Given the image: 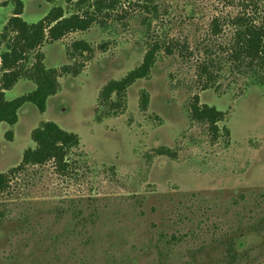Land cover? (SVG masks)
Segmentation results:
<instances>
[{
    "label": "rangeland",
    "instance_id": "1",
    "mask_svg": "<svg viewBox=\"0 0 264 264\" xmlns=\"http://www.w3.org/2000/svg\"><path fill=\"white\" fill-rule=\"evenodd\" d=\"M21 2L28 24L55 7L72 13L63 0ZM153 2L159 14L152 30L165 43L173 41L175 51L161 52L149 78L127 90L126 111L117 117L97 123L94 110L102 86L142 61V20L148 15L140 4L127 7L126 27L125 20L109 31L93 25L40 49L45 67L56 70L73 63L65 51L74 41L87 42L93 52L89 62L76 58V64H85L78 77L59 79L60 92L48 99L43 114L25 104L16 125H1L0 174L34 148L30 133L44 122L76 134L84 155L70 156L75 165L66 174L47 164L11 180L0 195V264H228L213 240L264 215V202L255 207L249 196L234 202L239 193L264 190V89L248 87L225 69L217 91H202L205 80L197 76L211 21L235 15L238 4ZM12 12V4L0 0V34ZM230 37L231 30L222 27L212 41L227 44ZM34 90L33 83L20 80L5 100ZM142 91L149 96L144 112L138 105ZM195 94L201 104L225 114L219 126L229 130L228 146L223 139L212 143L204 125L189 122ZM159 148L173 150L176 159L156 156ZM235 249L250 256L236 264H264L263 238H240Z\"/></svg>",
    "mask_w": 264,
    "mask_h": 264
},
{
    "label": "trees",
    "instance_id": "2",
    "mask_svg": "<svg viewBox=\"0 0 264 264\" xmlns=\"http://www.w3.org/2000/svg\"><path fill=\"white\" fill-rule=\"evenodd\" d=\"M219 4H238L235 15L228 19L215 17L211 21L210 37L203 50V60L199 64L197 76L204 79L201 90L217 91L216 84L223 70L246 80L248 87L264 89V0H216ZM72 13L66 14L62 7L51 9L47 15L35 24H28L21 18L23 4L21 0H4L13 6L10 17L0 34V125L10 127L18 122V111L31 104L43 114L47 101L60 92L59 79L78 77L85 68L84 62H89L92 55L91 46L82 40L74 41L65 51L68 61L60 69H47L44 56L40 49L44 44H54L72 33L88 31L97 25L103 31H109L114 24L125 20L128 26L129 15L127 7L132 3L141 5L145 26L146 50L139 66L128 72L119 80H110L98 92L94 119L101 123L104 119L117 117L127 108V90L139 80L149 78L158 56L161 52L172 55L176 44L173 41L165 43L152 30V22L158 19L159 7L153 0H63ZM125 6V12H122ZM222 27L231 30L227 44L213 42L222 31ZM217 43V44H216ZM183 46V45H182ZM86 59L76 64V58ZM20 80L31 82L35 90L12 101H6L4 94L11 90ZM139 110L146 111L149 96L145 91L139 95ZM191 124L204 125L212 143L223 139L229 145L230 133L226 127L219 125L224 121L225 114L214 107L201 104L199 96L193 95L187 112ZM10 141L11 132L5 134ZM34 148L23 152L21 162L4 174H0V195L5 192L11 180L30 168L51 164L57 174L69 172L74 164L70 156L78 153L80 138L73 133L60 129L52 122H44L30 133ZM155 155L176 159V153L169 148H159ZM84 155L83 152L78 153ZM248 194V195H246ZM259 207L264 202V190L257 194L253 191L239 193L234 202L246 201L247 197ZM260 237L264 239V215L249 218L238 232L225 233L213 242L223 250V260L228 264H236L249 260L247 251L237 252L236 241L244 237ZM177 242L176 236H171Z\"/></svg>",
    "mask_w": 264,
    "mask_h": 264
},
{
    "label": "crops",
    "instance_id": "3",
    "mask_svg": "<svg viewBox=\"0 0 264 264\" xmlns=\"http://www.w3.org/2000/svg\"><path fill=\"white\" fill-rule=\"evenodd\" d=\"M22 15H23V13H22ZM22 15H21V18H22ZM12 16V14H10V15H8V17L10 18ZM8 18V19H9ZM61 41H63V40H61ZM5 94H6V92H5ZM5 94H4V97H5ZM2 125V124H1ZM1 125H0V127H1ZM13 138H14V135H13Z\"/></svg>",
    "mask_w": 264,
    "mask_h": 264
}]
</instances>
